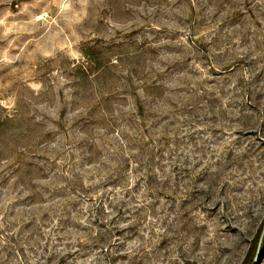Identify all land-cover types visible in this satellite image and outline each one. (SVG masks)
Returning <instances> with one entry per match:
<instances>
[{
  "label": "clouds",
  "instance_id": "9594fccd",
  "mask_svg": "<svg viewBox=\"0 0 264 264\" xmlns=\"http://www.w3.org/2000/svg\"><path fill=\"white\" fill-rule=\"evenodd\" d=\"M261 225L264 0H0V264H237Z\"/></svg>",
  "mask_w": 264,
  "mask_h": 264
},
{
  "label": "rangeland",
  "instance_id": "374dc122",
  "mask_svg": "<svg viewBox=\"0 0 264 264\" xmlns=\"http://www.w3.org/2000/svg\"><path fill=\"white\" fill-rule=\"evenodd\" d=\"M263 227L264 225L260 226V233L262 232ZM258 232L259 230L253 229L247 236L242 238V242L237 248V264H264V243L262 244L261 242L259 248H256L253 251L251 250V242ZM263 238L264 235L262 240Z\"/></svg>",
  "mask_w": 264,
  "mask_h": 264
},
{
  "label": "trees",
  "instance_id": "16d2710c",
  "mask_svg": "<svg viewBox=\"0 0 264 264\" xmlns=\"http://www.w3.org/2000/svg\"><path fill=\"white\" fill-rule=\"evenodd\" d=\"M259 233H260V229L259 232L257 233V235L253 238L252 242H251V250H255L257 248V242H258V238H259ZM264 243V238L262 240V244Z\"/></svg>",
  "mask_w": 264,
  "mask_h": 264
},
{
  "label": "water",
  "instance_id": "95a60500",
  "mask_svg": "<svg viewBox=\"0 0 264 264\" xmlns=\"http://www.w3.org/2000/svg\"><path fill=\"white\" fill-rule=\"evenodd\" d=\"M263 230H264V227H263ZM263 230H262V232L260 233V236H259V238H258L257 248H259V246H260V244H261V242H262V237H263L262 233H264Z\"/></svg>",
  "mask_w": 264,
  "mask_h": 264
}]
</instances>
